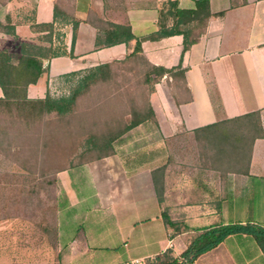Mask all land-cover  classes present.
<instances>
[{"label":"crops","instance_id":"0c3cea01","mask_svg":"<svg viewBox=\"0 0 264 264\" xmlns=\"http://www.w3.org/2000/svg\"><path fill=\"white\" fill-rule=\"evenodd\" d=\"M56 3L66 8L65 0H0V50L17 59L23 42L42 43L47 31L31 24L53 22ZM177 5L193 8L195 0H72L80 22L74 56L45 60L48 70L28 87L29 98H44L54 80L124 59L137 38L150 63L166 68L181 63L185 69L186 87L168 75L154 85L149 100L155 120L131 129L113 154L58 174L64 264H133L164 254L170 239L173 248L185 251L203 228L264 226V0H210L213 15L184 54L181 34L149 38L175 23ZM108 23L131 26L135 38L100 44ZM62 30L70 50L72 24ZM253 112H259L263 135L254 142L247 171L213 162L212 152L202 155L196 129ZM154 172L159 182L163 175V201ZM164 213L181 229L166 225ZM193 264H264V253L252 235L238 233Z\"/></svg>","mask_w":264,"mask_h":264},{"label":"trees","instance_id":"16d2710c","mask_svg":"<svg viewBox=\"0 0 264 264\" xmlns=\"http://www.w3.org/2000/svg\"><path fill=\"white\" fill-rule=\"evenodd\" d=\"M73 11V6L70 11L68 8H62L56 3L53 22L31 24L32 29L35 31H47V33L42 36V43L23 42L21 44L22 54L17 59H14L8 51L0 50V87L3 93L0 96V121H4V124L0 125V142L8 143L9 148L13 142L24 138L27 131L45 117L49 115H55L59 118L69 117L67 115L74 113L76 110L81 92L87 90L92 84L108 81L112 75L114 64L135 63L141 65L143 67L141 73L144 76V82L152 85L151 90L165 75L182 82L186 87L185 69L182 64L166 68L150 63L143 54V40L137 38L133 51L124 59L103 63L88 69L79 78L78 85L69 95L54 97L47 93L44 98H29V85L37 83L39 78L48 70V66L44 65L45 60L62 55L74 56L76 30L80 22L75 18ZM212 15L210 0H195L193 8H180L177 5L175 8V23L170 27H160L159 30L150 34L149 38L159 39L181 34L184 36V54L193 43L200 39ZM68 24H72L73 27V40L70 50L67 49L65 33L62 30ZM106 31V39L100 42L105 46L122 42L128 43L135 38L129 25L108 23ZM11 33H15L14 29ZM55 41L57 44H54ZM81 73L82 71H76L65 76H77ZM149 120H155V114L148 98L146 110L144 112L135 111L130 121L126 122L122 128L113 126L114 128L110 127L112 130L109 131L108 135H91L88 138L91 146L87 151L98 150L99 152L70 167H76L113 154L116 139ZM194 132L202 155L203 153L209 154V152H212L208 158L213 162L226 163L229 169L232 170L247 171L254 142L257 138L262 137L263 128L259 112H253L204 126ZM160 171L163 174L165 167ZM153 175L158 198L163 201V175L160 182L155 172ZM164 220L166 225L175 227L177 230L181 229L178 222L173 221L167 213H164ZM238 233L252 235L264 253L263 225L230 223L200 229L187 249L181 254L182 259L174 257L171 261L160 264H185L186 261L183 260L185 258H188L187 264H193L200 255L215 248L227 236ZM168 252H170V249L165 253Z\"/></svg>","mask_w":264,"mask_h":264},{"label":"rangeland","instance_id":"374dc122","mask_svg":"<svg viewBox=\"0 0 264 264\" xmlns=\"http://www.w3.org/2000/svg\"><path fill=\"white\" fill-rule=\"evenodd\" d=\"M65 4L71 11L72 0H65ZM142 69L135 63L114 64L108 81L92 84L81 92L76 110L69 117H45L10 148L8 143L0 142V264H64L58 236L62 196L58 174L99 152L87 151L91 135H108L112 128H122L129 122L135 111L146 110L153 90L150 83L144 82ZM86 72L54 80L51 95H69ZM129 132L116 139L114 145L127 138ZM190 142L185 138L184 148L190 147ZM177 155H183V151ZM182 253L172 248L145 263L182 259ZM183 260L187 264L188 258Z\"/></svg>","mask_w":264,"mask_h":264},{"label":"built area","instance_id":"2783aa9c","mask_svg":"<svg viewBox=\"0 0 264 264\" xmlns=\"http://www.w3.org/2000/svg\"><path fill=\"white\" fill-rule=\"evenodd\" d=\"M174 247V243L173 241L170 239L168 241V246H167V249H170V248H173ZM145 263V260H136L133 262V264H144Z\"/></svg>","mask_w":264,"mask_h":264}]
</instances>
